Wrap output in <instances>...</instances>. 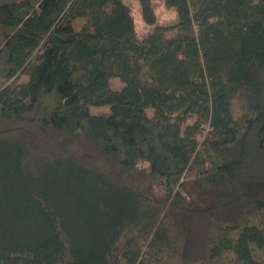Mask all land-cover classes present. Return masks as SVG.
<instances>
[{"label":"trees","instance_id":"trees-1","mask_svg":"<svg viewBox=\"0 0 264 264\" xmlns=\"http://www.w3.org/2000/svg\"><path fill=\"white\" fill-rule=\"evenodd\" d=\"M138 1L0 0V264H264V0Z\"/></svg>","mask_w":264,"mask_h":264},{"label":"rangeland","instance_id":"rangeland-1","mask_svg":"<svg viewBox=\"0 0 264 264\" xmlns=\"http://www.w3.org/2000/svg\"><path fill=\"white\" fill-rule=\"evenodd\" d=\"M127 3L131 6L133 15H134V20H135V28L137 35L140 39H143L144 37L147 36L149 32L152 31L154 26H149L147 25L141 15V9H140V3L138 0H126ZM154 6H155V12L157 15V24L158 25H163V26H170L173 25L176 20V12L173 9H168L164 3L163 0H154ZM168 35L171 34V32L167 33ZM28 79V76L26 74H22L19 78L15 80L17 83H23L26 82ZM111 86L113 89H121L123 87V84L119 79H113L111 82ZM239 105L236 107V111H239ZM148 114L152 116L154 114L153 110H149ZM196 121V118H192L188 121V124H193ZM202 139V137H200Z\"/></svg>","mask_w":264,"mask_h":264}]
</instances>
